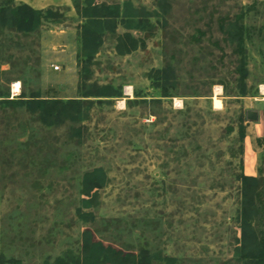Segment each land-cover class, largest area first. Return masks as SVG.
I'll list each match as a JSON object with an SVG mask.
<instances>
[{
    "label": "rangeland",
    "instance_id": "1",
    "mask_svg": "<svg viewBox=\"0 0 264 264\" xmlns=\"http://www.w3.org/2000/svg\"><path fill=\"white\" fill-rule=\"evenodd\" d=\"M92 1L100 17L91 58L82 41L92 18L75 7L86 0L51 5L61 17L30 37L0 35V256L56 264L92 229L106 245L147 244L175 264H251L237 250L245 166L246 176L264 177V0ZM236 21L244 57L229 36ZM75 73L78 90L89 77L95 102L83 121L47 127L5 102V92L70 95ZM97 87L112 96H95ZM249 109L262 118L249 121ZM97 167L108 181L92 192L97 203L85 211L96 220L86 221L77 214L89 197L82 180ZM251 226L262 236L264 216Z\"/></svg>",
    "mask_w": 264,
    "mask_h": 264
},
{
    "label": "trees",
    "instance_id": "2",
    "mask_svg": "<svg viewBox=\"0 0 264 264\" xmlns=\"http://www.w3.org/2000/svg\"><path fill=\"white\" fill-rule=\"evenodd\" d=\"M86 7H82L76 2V9L85 17L92 18L83 28L82 52L87 58H91L97 50V43L93 41L97 34V22L92 21L100 17V11L92 0H86ZM106 7V6H105ZM100 10V9H99ZM103 16V15H101ZM105 16V15H104ZM61 15L54 7L36 9L27 3L17 4L15 0H3L0 3V35H4L6 30L17 31L26 37H30L34 32L40 29L44 20H59ZM229 36L233 41H238L239 52L244 57L245 27L239 21L235 22ZM4 44L0 42V61H4ZM8 61V60H7ZM14 65V62H10ZM26 64V63H25ZM245 59H242L243 78L245 73ZM165 82L168 80L167 72L164 75ZM242 78V79H243ZM89 77L82 74L79 92L80 98H48L42 95L40 89L32 90L29 95L24 91L16 99H8L9 92L4 93L5 102L12 108L23 106L31 114V117L41 122L47 127L62 125L67 121H83L87 108L95 102L87 99L93 95L85 88ZM244 80V79H243ZM110 88V87H109ZM109 88H96L97 97H111L112 91ZM1 93V92H0ZM168 95L167 93H165ZM102 103V100H97ZM80 132V131H78ZM261 146L264 147V135L258 139ZM244 184L243 201V238L242 248L237 250V255L249 259L251 264H264V233L257 237L251 226L252 219L259 215L264 216V177H252L245 174L241 177ZM108 181L105 170L101 167L94 168L85 173L82 180L81 193L88 195L83 199V207L77 209L78 216L86 221H95L96 216L92 211H85V208L91 207L97 203V193L92 192L96 188H101ZM92 194V195H91ZM95 231L86 229L82 235L81 247L77 253L68 251L66 257L56 260V264H155L154 260L166 261L175 264L177 259L164 256L160 252L151 251L148 245H143L139 251H129L124 248H118L112 244L106 245L103 240H96ZM14 262L20 264L21 261L6 260L0 256V264H9Z\"/></svg>",
    "mask_w": 264,
    "mask_h": 264
},
{
    "label": "crops",
    "instance_id": "3",
    "mask_svg": "<svg viewBox=\"0 0 264 264\" xmlns=\"http://www.w3.org/2000/svg\"><path fill=\"white\" fill-rule=\"evenodd\" d=\"M17 2H23V3H27L29 5H31L32 7L36 8V9H43L47 6H51L53 4H69V0H17ZM72 78H74L77 81V84L75 82V87H73V89H71V94L70 95H66V90L62 92L61 95L55 96V97H48V98H64V99H68V98H77L79 96V90H78V75L75 73ZM14 92V90H13ZM20 92V91H19ZM260 115V119L262 118V114L259 112ZM259 119V120H260ZM256 167L254 165V171H255ZM247 167L245 166V174H247ZM248 175V174H247ZM253 175V174H252Z\"/></svg>",
    "mask_w": 264,
    "mask_h": 264
},
{
    "label": "bare ground",
    "instance_id": "4",
    "mask_svg": "<svg viewBox=\"0 0 264 264\" xmlns=\"http://www.w3.org/2000/svg\"><path fill=\"white\" fill-rule=\"evenodd\" d=\"M20 88H21V84H20V82H15L14 84H13V90H14V93L15 92H19L20 91ZM220 89L218 88L217 89V91H219ZM263 91H264V86H263ZM264 93V92H263ZM219 94V92H217L216 93V96H215V98H214V100H215V107H217V108H219L220 106H221V100L218 98V95Z\"/></svg>",
    "mask_w": 264,
    "mask_h": 264
},
{
    "label": "water",
    "instance_id": "5",
    "mask_svg": "<svg viewBox=\"0 0 264 264\" xmlns=\"http://www.w3.org/2000/svg\"><path fill=\"white\" fill-rule=\"evenodd\" d=\"M246 117L249 121L257 122L260 119L259 111L254 109H249L246 112Z\"/></svg>",
    "mask_w": 264,
    "mask_h": 264
},
{
    "label": "built area",
    "instance_id": "6",
    "mask_svg": "<svg viewBox=\"0 0 264 264\" xmlns=\"http://www.w3.org/2000/svg\"><path fill=\"white\" fill-rule=\"evenodd\" d=\"M60 68H61L60 65H54V69H55V70H59Z\"/></svg>",
    "mask_w": 264,
    "mask_h": 264
}]
</instances>
